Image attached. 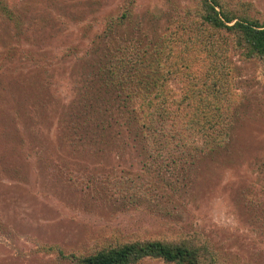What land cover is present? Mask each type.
Returning <instances> with one entry per match:
<instances>
[{
	"label": "rangeland",
	"instance_id": "1",
	"mask_svg": "<svg viewBox=\"0 0 264 264\" xmlns=\"http://www.w3.org/2000/svg\"><path fill=\"white\" fill-rule=\"evenodd\" d=\"M205 1L264 25V0ZM20 9L14 31L0 24V264H70L56 251L143 241H188L212 264H264V61L201 23L202 0H20ZM124 43L122 75L157 58L165 75L209 63L227 73L235 112L222 147L149 148L151 135L94 92L92 49L122 58Z\"/></svg>",
	"mask_w": 264,
	"mask_h": 264
},
{
	"label": "trees",
	"instance_id": "2",
	"mask_svg": "<svg viewBox=\"0 0 264 264\" xmlns=\"http://www.w3.org/2000/svg\"><path fill=\"white\" fill-rule=\"evenodd\" d=\"M19 2L0 0V24H4V29L14 31L19 26V12H24V9L19 10ZM214 7V2L202 0L201 23L209 30L222 31L231 36L232 45H235L232 49L245 51L247 58L256 55L264 61V25L248 19L236 20L225 13H217ZM131 10L124 12L122 17L125 18ZM109 37L107 45L118 49L117 43L111 40V33ZM191 38H200L199 30ZM94 41L95 37L91 42ZM100 47L101 44H98L97 49H92L96 55L92 68L96 69L94 73L98 79L94 92L97 90L100 92L97 94L108 99L114 96L109 99L111 106L125 111V118L131 117L136 124L139 123L141 127L137 129L142 137L145 138L146 133L151 135L150 140L146 139L147 146L150 142L149 148L158 147L160 143L162 149L173 146L174 149L186 148L192 153L195 150L208 153L215 146L222 147L235 108L227 93L228 86H224L227 73L224 74L220 66L209 63L203 73L165 75L159 71L161 63L157 58L152 65L141 62L132 74L126 72L122 75L117 73V62L120 61L124 69L129 66L127 43L123 44V52L126 53L122 58H116L111 53L106 61L98 55ZM142 67L140 74L135 76ZM91 87L88 85L87 88ZM56 252L59 259H68L70 264H135L144 257L160 259L168 264H212L205 249L192 247L188 241L175 244L132 242L117 247H102L85 256L75 253L64 255L60 250ZM214 264L221 263L217 259Z\"/></svg>",
	"mask_w": 264,
	"mask_h": 264
}]
</instances>
